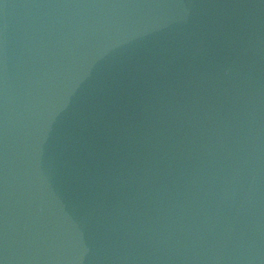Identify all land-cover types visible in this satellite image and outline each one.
Segmentation results:
<instances>
[{
    "label": "water",
    "instance_id": "1",
    "mask_svg": "<svg viewBox=\"0 0 264 264\" xmlns=\"http://www.w3.org/2000/svg\"><path fill=\"white\" fill-rule=\"evenodd\" d=\"M0 264H264V0H0Z\"/></svg>",
    "mask_w": 264,
    "mask_h": 264
}]
</instances>
